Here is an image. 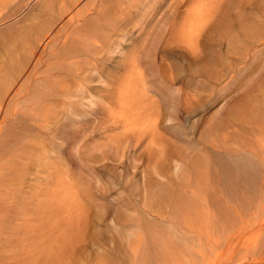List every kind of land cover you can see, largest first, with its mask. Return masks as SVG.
Here are the masks:
<instances>
[{
  "label": "rangeland",
  "instance_id": "rangeland-1",
  "mask_svg": "<svg viewBox=\"0 0 264 264\" xmlns=\"http://www.w3.org/2000/svg\"><path fill=\"white\" fill-rule=\"evenodd\" d=\"M68 1L0 0V150L14 144L15 148L18 143L16 148L25 146L23 158H13L20 161L19 174L8 176L5 182L1 173L7 170L0 169V264H105L107 258L119 261L117 264H132L131 249L142 242L134 235L138 226L161 231L170 224L164 227L167 213L152 204L159 201L154 194L161 186L177 191L183 178L193 176L192 169L197 165L212 189L215 186V192H203L199 199L205 200L206 195L225 199L218 179L220 159H230L229 147L236 150L253 138L248 121L255 130L258 125L253 127L254 121L264 105V50L251 55L264 49V29L255 42L244 37L248 54L239 59L233 55L237 44H228L224 34L227 29L223 28L226 18H230L235 32L239 25L247 27L256 20L264 27V0H219L213 19L198 34L194 49L169 38L159 20L173 15L174 9L168 8L170 0H83L87 11L83 14L88 17L84 22L72 21L76 33H71L70 27L57 36L47 32L52 41L46 43L45 30L55 26L61 3ZM50 5L53 8L47 9ZM178 6L180 10L185 8L182 3ZM92 25L105 31L80 63L84 76L91 78L83 85L86 91L76 96L74 90L83 87L74 88V84L69 88L72 99H80L77 117L69 104L58 103V97H51L40 107L35 105L34 110L25 108L30 101L21 95L20 82L24 79L18 80L22 74L36 63V73L42 74L63 49L61 40H67L64 33L69 40ZM33 43L39 50L37 60L28 55ZM232 57L235 59L230 65L227 59ZM132 63H138L144 75L137 85L147 81L137 95L140 104L158 106L160 115L154 130L148 126L151 116L123 120L121 109L114 108L112 102L119 80L128 74L126 67ZM162 66L173 71L165 80L153 74ZM193 89L198 98L189 107L183 91L190 93ZM127 136L130 138L126 140ZM208 162L212 171L211 167L207 169ZM3 181L9 186L4 187ZM253 195L249 194L248 215L255 211L259 197ZM239 209L243 211L244 207ZM213 211L216 214L218 210ZM145 220L150 223L146 225ZM198 229L208 230L203 225ZM248 234L249 242L264 243L261 234ZM218 250L202 264H227L232 260L226 245ZM236 254L233 264H251Z\"/></svg>",
  "mask_w": 264,
  "mask_h": 264
},
{
  "label": "bare ground",
  "instance_id": "bare-ground-1",
  "mask_svg": "<svg viewBox=\"0 0 264 264\" xmlns=\"http://www.w3.org/2000/svg\"><path fill=\"white\" fill-rule=\"evenodd\" d=\"M157 1H161V0H157ZM170 1L168 4V8L174 9L173 15L169 16V18L165 20L161 17L159 18V20L160 22H163L162 23L163 27H165V31H167L169 38L174 39L180 43H183L191 49H194L198 34L207 25V23L213 19V16L218 8L219 0H173L172 2ZM82 2L83 0H69L67 3L64 2H63L64 4L61 3V7L59 8L61 9V11L59 10L60 12L58 11L59 14L57 15L58 22L55 24L53 28L52 26H50L45 30L43 41H46V43H51L52 40L49 39L51 34L57 36V34L61 32L60 30L63 29L64 32L68 27H70L71 29L70 32L75 34L78 29H75V25H74L75 22L72 21H76L77 23H79L80 21L84 22L88 17L83 14L87 11L85 9V4H83ZM86 3L88 4L89 1ZM181 3L182 5L183 4L185 5L184 10L179 9L178 5ZM52 8H53L52 5L47 7V9H52ZM77 17H80L81 19ZM230 21H231L230 18H226L224 20V23L226 25H223V28L227 29L224 34L228 37V44L230 46H234L237 44V47H233L236 48L233 50L234 51L233 55L238 57L239 59H244L248 54V49L246 46L247 42L244 40V37L249 38L250 41L252 40L251 42H255L259 40L258 36L260 35V32L262 29H264V27L262 26L261 22H257L256 20L247 27H244L243 25H239L240 28L238 27L239 29H237L235 32V30L231 28ZM46 24L49 26L52 24V22L50 24L46 22ZM103 30L105 31V29H101L98 26L92 25L91 27L88 28V31H80L77 33L76 37L70 38L69 40H68L69 37H67L65 35L66 33H64V36L67 38V40H65L64 38L61 40V45L63 49H61V51L58 52L55 59L52 61L53 64L50 63L46 68V70H44V72L39 75L35 71V65L37 63L33 65L30 71L24 72L18 81L24 79L22 82H20L21 95L23 94L24 99L26 98V100L30 101L29 104L25 106V108H30L31 110L33 108L34 110L35 105L38 104L37 106L40 107V105L41 106L43 105L42 103L48 102L51 97H58L60 98L58 100L59 101L58 103L63 106L69 104L68 106L69 108H71V111L73 112V116L77 117L76 114L77 112L75 111L77 109L76 105L79 103L80 99L73 100L72 98L74 97V95L68 93L70 92L69 88L74 84H77L76 87L74 88H77V86L83 87V85L85 86V83H88L91 80L89 76H84L85 72L83 67L80 65V63L83 61L84 57L89 55L90 52H88V49L92 48L91 45H94V41L102 37L101 34ZM47 32H51L50 35H47L46 34ZM13 40L15 39L13 38ZM36 46L37 43H33L32 45L29 46L28 55L32 56V59H34L35 57L37 60L39 59L40 55H39L38 47ZM263 50H264L263 48L258 49L256 51L254 50L251 52V55L254 56L256 53L260 54ZM234 59H235L234 57H232V60L227 59L228 64L230 65L233 64ZM138 66H139L138 63H134V64L132 63L129 67H126V73L128 74L126 76L124 75L119 80L118 83L120 84V87L116 90L115 100H112V102H114V108L118 107V109L119 108L121 109V110L119 109L120 110L119 114L121 116V119L123 118V120L125 119L130 120V118H134V117L138 118L142 114L151 116L150 121H152L153 124L151 122L149 123V125L148 124L147 125L151 127L150 129L154 130L153 128L155 127L156 121L158 120L160 114L158 111V106L156 104L154 103H151L150 105H147L148 103L140 104L141 102H139L138 100V96H137L138 92L143 91L146 88V84H147V81H145L142 83L141 86L137 85L138 80H140L141 82V79H143L144 76L142 70ZM2 71L3 69L0 70L1 73ZM4 73L5 72H3V74ZM153 74L155 77L165 80L173 75V71L168 66H162L159 67L158 72L155 73L153 72ZM76 75L78 77L77 80L74 79V76ZM5 79H9V77L6 76ZM85 91L86 89L85 87H83L82 89L80 88L74 90V94L77 96L79 94H83V92ZM13 92H15V90ZM177 92H179V90ZM183 92H184L183 94L184 98L189 99L188 102L189 107H192L195 103L194 101L198 98L196 95L197 94L196 90L193 89L192 91H190V93H187L185 91ZM15 95L16 93L14 94V96ZM110 97L111 99H113L112 96ZM24 99L23 101L21 100L20 102L24 103ZM88 102L90 104L92 103L91 100ZM260 107H262V109H259L261 112L259 113L258 111L260 115L258 119L254 121L253 124V127H255L256 124L258 125V127L257 128L255 127L256 129L252 130V127H250V125H252V121H248L249 124L248 131L249 133L252 132L253 138H255V141L253 142L254 144L253 143L250 144V142H252L251 139H253L250 136L251 138L245 140V142L238 149L235 150L233 147H229L228 155L230 156V159L227 158L228 160H226L225 157H222L220 159L219 162L220 174L218 176L219 177L218 179L222 184L221 192L224 193L223 190H225V196H224L225 199L221 197L219 198L216 197L217 198L216 199L213 196L210 197L208 195L205 196V200L199 199L198 195L203 192H205L206 194L209 193L208 192L209 190L215 192L214 191L215 186L212 189L210 180L207 177L202 176L203 169L199 170L197 165H195L192 169L193 176L189 175L183 178V181L181 182V186L177 191L174 192L172 188L169 189L170 186L167 188L164 185L161 186L160 189L156 192V194H154L155 197L157 198L156 200L159 201H153L152 204H154L153 206H155L157 209L162 208V211L160 212L167 213L166 216H163L164 220L168 221V223H166L164 227H167V224L169 223L170 224L167 228H161V231L153 228L152 226H145L143 224L142 227L138 226L137 228L138 230H136L134 235L138 236L140 241L142 239V242L137 243L139 245L136 249L135 248L131 249L132 264H202L204 263V258H208V256L211 255L210 253L214 254L216 250H218L219 248L223 249L225 245L227 251H229L231 254L230 257L232 258V260L228 261L227 264H233L232 263L234 258L233 256L236 253H237L236 255L240 254L239 256L242 259H245V262L247 261L251 264H261V262H263L264 243H258L260 240L257 242L255 241L256 243L249 242V234H248L251 231H253L256 234L259 233V235L261 234L262 236H264V105ZM6 108L4 110H6ZM13 110H9V111H13ZM9 111L8 113H10ZM3 114L6 115L5 113ZM14 120L16 122V119ZM259 121L260 124L258 123ZM16 125L19 126V124ZM3 127L6 126L4 125ZM152 130L151 132H153ZM2 132L0 137H2ZM140 136L141 135H137L138 139L141 138ZM129 138L130 137L127 136L126 140ZM9 141L12 142L15 140L9 139ZM1 143L2 141L0 142V146ZM3 144L5 145L7 143L5 142ZM252 144L254 146H252ZM13 146L8 147L6 150L4 149L5 148L4 146L3 150L5 151H2V148L0 150V152L2 151L0 153L1 154L0 161L2 160L0 169L3 168L1 170H7L4 174L1 173V177L4 181L7 180L8 176L10 178V175L12 177V175L14 174H19L18 172L20 170L19 168L20 163L18 164L17 162L20 161H18L19 159L17 161L14 159L16 157L23 158L21 157L22 156L21 153H23V149H25L24 148L25 146L23 147L19 146L18 148H16V146L15 148H13ZM41 146L42 145H40V147ZM239 149L241 151L238 154L237 150ZM208 164L211 165V162L207 163V169L211 167ZM212 168L213 167H211V171L213 170ZM220 175L222 176L221 179H220ZM216 179L217 178H215V180ZM215 180L213 181L215 182ZM4 181H3V186H4ZM14 182L15 184L17 183L16 180ZM0 189H1L0 192H2V188ZM252 192L254 193V195L256 194L257 196L259 195L258 193L261 192L263 193H261L259 197H256L257 200L256 202L254 201L255 206L253 205L254 207H256L254 209L255 211L249 212L248 210L249 212L248 215L247 212L245 211L247 210L246 207L251 202L249 201V194ZM5 193H7V190L6 192H4V195ZM211 194L214 196L216 195L214 193ZM160 196L162 197V199H160ZM207 198H209V200H207ZM6 200L8 199H5V201ZM239 206L244 207V210L240 211ZM214 209L216 211L218 210L216 214L213 213L215 212L213 211ZM148 222L149 221H147L146 225L148 224ZM200 225H203L204 229L208 228V230L201 231L200 229H198ZM213 228L214 231H211L213 230ZM220 252L222 253L221 250ZM220 252L217 253L216 257H218ZM126 256L127 255L125 254L123 257ZM122 259L123 258H121V260ZM117 263L114 261V259L107 258L105 264H117ZM238 264H243V263H238Z\"/></svg>",
  "mask_w": 264,
  "mask_h": 264
}]
</instances>
